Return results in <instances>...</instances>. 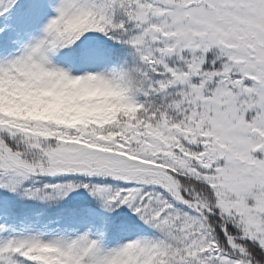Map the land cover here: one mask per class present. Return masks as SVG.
I'll list each match as a JSON object with an SVG mask.
<instances>
[{
	"label": "snow or ice",
	"instance_id": "6c2138e0",
	"mask_svg": "<svg viewBox=\"0 0 264 264\" xmlns=\"http://www.w3.org/2000/svg\"><path fill=\"white\" fill-rule=\"evenodd\" d=\"M0 264H264V0H0Z\"/></svg>",
	"mask_w": 264,
	"mask_h": 264
}]
</instances>
